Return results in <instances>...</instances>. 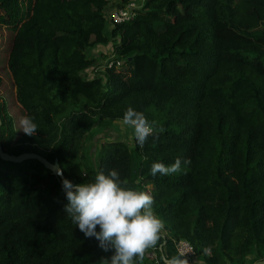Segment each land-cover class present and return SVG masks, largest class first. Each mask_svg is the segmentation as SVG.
Listing matches in <instances>:
<instances>
[{"label":"trees","instance_id":"16d2710c","mask_svg":"<svg viewBox=\"0 0 264 264\" xmlns=\"http://www.w3.org/2000/svg\"><path fill=\"white\" fill-rule=\"evenodd\" d=\"M112 1L0 0L8 94L19 110L16 120L0 97L1 147L40 153L61 168L0 157V264L110 259L64 211L62 179L92 182L113 168L127 187L154 196L165 224L149 249L158 263L178 256L171 239L189 241L203 264L263 258L264 0H143L121 21L105 11ZM109 42L102 74L84 76L93 64L86 50ZM128 107L163 133L143 148L134 136L131 146L102 140L92 157L95 124L122 119ZM25 115L39 126L33 136L16 126ZM177 158L191 163L151 175L153 162Z\"/></svg>","mask_w":264,"mask_h":264},{"label":"clouds","instance_id":"9594fccd","mask_svg":"<svg viewBox=\"0 0 264 264\" xmlns=\"http://www.w3.org/2000/svg\"><path fill=\"white\" fill-rule=\"evenodd\" d=\"M122 120L133 130L135 142L141 148L150 136L158 139L164 131L155 119L150 121L143 112L132 107L127 108ZM38 128L34 117H20L18 130L25 135H35ZM182 163L187 166L191 160L186 158L182 162L177 158L170 165L153 162L149 171L154 177L179 174ZM127 185L128 180L122 179L115 168L107 174L97 172L92 182L73 184L62 179L66 214L86 238L95 237L104 252L112 251L110 259H101L102 264H140L145 253L157 246L165 228L164 221L154 211V196ZM169 264H188V261L173 258Z\"/></svg>","mask_w":264,"mask_h":264},{"label":"rangeland","instance_id":"374dc122","mask_svg":"<svg viewBox=\"0 0 264 264\" xmlns=\"http://www.w3.org/2000/svg\"><path fill=\"white\" fill-rule=\"evenodd\" d=\"M118 1L119 0L112 1L110 3V5L105 9V11H107L111 14L113 7L117 5ZM129 1H130V3L133 4V7H138L143 2V0H129ZM118 3H121V2H118ZM121 5H122V3H121ZM107 23L109 24L108 19H107ZM108 24H107V26H108ZM108 27H106L107 31L109 29ZM1 31L2 30L0 28V35H3V38L5 39L6 32L4 30L2 32ZM9 41L10 40L7 38L6 39L7 46L9 44ZM4 44H0V57H1L0 58V97L3 98V95L6 97V100L8 103V110L10 113H12L14 115L15 119L17 120L18 114H19V110L16 107L17 104H15V103L12 104V99L9 97V94H8V92L10 91L11 85H10V80L8 78L7 70H6V68H4V60H5V56H6V52H7V49L3 47ZM86 51H87L88 55L91 57L93 64L90 67H88L86 70L83 71V75L92 77L94 75H97V73L102 74L101 71L103 68V64L106 61H108L110 58H112V56H113L112 44L110 42L106 45L97 44L92 49H87ZM18 125H19V123L16 122V126H18ZM96 126H98V127H96ZM132 136H133V130L131 128H129L128 126L124 125L122 119L111 120L108 124L99 125L97 123V124H95V126L93 128V134L88 141L89 154L93 157V155L95 154V152L97 150L98 144L102 140H105V139H113V138L121 139L131 146L132 145ZM154 253L155 252L151 251V250H149L147 253V255H148L147 262L149 264H151V262L159 264L158 261H156V259H155L156 254L154 256ZM167 254L168 255L165 256L167 258V261H166L167 264H169V262L171 260H173V258H179V256H176L172 253L169 254V252H168ZM253 256H254V254H248L246 256L247 258L243 264H254V262L250 261V259ZM190 262L203 264V261L199 258H196V257L191 259Z\"/></svg>","mask_w":264,"mask_h":264},{"label":"built area","instance_id":"2783aa9c","mask_svg":"<svg viewBox=\"0 0 264 264\" xmlns=\"http://www.w3.org/2000/svg\"><path fill=\"white\" fill-rule=\"evenodd\" d=\"M134 8L136 7H133V4L130 3V1H128L126 4L116 5L113 7V10L111 11L110 19L113 21H121L124 18H127L130 15H132ZM117 62L120 63L121 61L117 60ZM110 63L111 61H109V64ZM172 240L174 243L175 251L179 257H184L188 261L194 258L195 251L192 244L189 241L185 239H179V240L172 239Z\"/></svg>","mask_w":264,"mask_h":264},{"label":"water","instance_id":"95a60500","mask_svg":"<svg viewBox=\"0 0 264 264\" xmlns=\"http://www.w3.org/2000/svg\"><path fill=\"white\" fill-rule=\"evenodd\" d=\"M0 157L12 161H20L25 158H36L39 161H41L45 167L51 169L53 173H61V168L57 159H55L54 161H50L45 156L37 152H21L19 154H11L4 151L0 144ZM178 259H186V258L180 257ZM254 264H264V257L255 260Z\"/></svg>","mask_w":264,"mask_h":264},{"label":"crops","instance_id":"0c3cea01","mask_svg":"<svg viewBox=\"0 0 264 264\" xmlns=\"http://www.w3.org/2000/svg\"><path fill=\"white\" fill-rule=\"evenodd\" d=\"M171 244H173V247H174V243H173V240L172 239H171ZM174 250H175V248H174ZM164 259H165V261H167V258H164ZM151 264H157V263L151 262ZM159 264H162V263H159ZM165 264H167V262Z\"/></svg>","mask_w":264,"mask_h":264}]
</instances>
